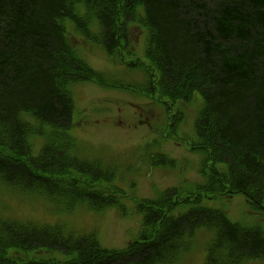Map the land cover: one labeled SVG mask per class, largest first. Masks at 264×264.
Wrapping results in <instances>:
<instances>
[{
    "label": "trees",
    "instance_id": "obj_1",
    "mask_svg": "<svg viewBox=\"0 0 264 264\" xmlns=\"http://www.w3.org/2000/svg\"><path fill=\"white\" fill-rule=\"evenodd\" d=\"M65 21L112 58L126 48L122 26L147 28V62L127 50V64L155 75L153 90L170 104L200 95L191 145L202 153L205 182L183 199L168 189L142 200L140 235L121 249L102 246L95 233L0 218V264H173L202 228L211 234L204 264L264 259L261 230L200 205L241 193L264 213V0H0V180L67 211H103L124 192L114 169L79 154L70 85L126 86L105 81L78 55ZM31 136L41 141L37 154ZM181 203L189 209L172 214ZM50 251L68 258L39 257Z\"/></svg>",
    "mask_w": 264,
    "mask_h": 264
},
{
    "label": "rangeland",
    "instance_id": "obj_2",
    "mask_svg": "<svg viewBox=\"0 0 264 264\" xmlns=\"http://www.w3.org/2000/svg\"><path fill=\"white\" fill-rule=\"evenodd\" d=\"M65 26L76 52L90 67L105 81L126 86L112 88L91 80L70 85L75 122L70 133L77 150L89 162L114 169L112 182L124 192L120 205L103 211L79 205L67 211L63 204L37 193L23 192L0 180V218L56 226L75 236L95 233L102 246L121 249L140 235L142 200H155L168 189H176L179 199H183L205 182L201 172L202 153L191 145L196 138L194 122L202 100L195 93L189 101L170 104L153 90L155 75H147L140 67L127 64L131 60L126 57L127 50L136 51L138 59L147 62L144 51L148 30L141 23L122 26L126 48H121L113 58L107 56L101 43L88 40L74 30L71 22L65 21ZM92 29L98 32V28ZM26 118L31 119L28 115ZM30 141L33 153L37 154L40 139L31 136ZM200 205L220 209L231 221L256 227L264 233V213L256 215L241 193L214 199L204 197ZM189 207L181 203L171 213L185 212ZM210 241L211 234L199 229L191 240L192 245L173 264H204ZM39 257L68 258L55 251L42 252ZM246 264H264V259H253Z\"/></svg>",
    "mask_w": 264,
    "mask_h": 264
}]
</instances>
